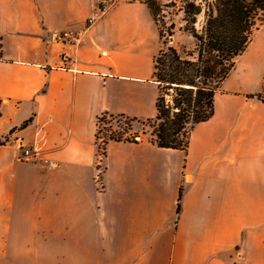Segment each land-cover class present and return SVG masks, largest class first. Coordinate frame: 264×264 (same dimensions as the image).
<instances>
[{
  "label": "crops",
  "instance_id": "0c3cea01",
  "mask_svg": "<svg viewBox=\"0 0 264 264\" xmlns=\"http://www.w3.org/2000/svg\"><path fill=\"white\" fill-rule=\"evenodd\" d=\"M97 8L0 0V264H264V23L186 150L110 140L100 160V115L157 114L161 36L145 2L89 25Z\"/></svg>",
  "mask_w": 264,
  "mask_h": 264
},
{
  "label": "trees",
  "instance_id": "16d2710c",
  "mask_svg": "<svg viewBox=\"0 0 264 264\" xmlns=\"http://www.w3.org/2000/svg\"><path fill=\"white\" fill-rule=\"evenodd\" d=\"M105 1L96 2L100 14L109 8ZM129 1H142L149 6L162 39L166 33L156 17L161 10V0ZM172 4L183 12L184 29L193 36L195 45L179 48L163 41L165 45L154 60V80L159 85L154 117L139 119L108 112L99 116L98 124L103 121V128L108 131L104 154L110 140L139 142L143 139L140 132L131 133L133 123L143 120L151 127L149 140L152 143L186 150L195 126L215 114L216 96L224 80L235 67L237 56L246 50L255 31L264 23V0H174ZM174 28L175 23H172L170 38ZM248 96L264 101L263 93ZM30 121H25L23 126ZM115 124L119 128H115ZM3 143L0 140V144ZM181 197L182 188L178 212Z\"/></svg>",
  "mask_w": 264,
  "mask_h": 264
},
{
  "label": "rangeland",
  "instance_id": "374dc122",
  "mask_svg": "<svg viewBox=\"0 0 264 264\" xmlns=\"http://www.w3.org/2000/svg\"><path fill=\"white\" fill-rule=\"evenodd\" d=\"M101 1L104 2L105 0H96V2L98 3H100ZM127 1L129 0H106L105 2L108 4L109 7H111L120 2H127ZM172 1L174 0H161L160 2L161 10L156 15L159 21V24L161 25V27H163L166 33L165 36L161 39L160 46L162 47L165 45L163 41H169L170 45H176L179 48H182L185 46H188V47L193 46L195 45V40L193 36L184 29L185 21L183 20V12L179 9L178 6L173 5ZM99 12H100V9L97 8L96 13H99ZM172 23H175V28L173 30L174 34L170 38L169 31H170V25ZM258 30L255 31L254 35L257 34ZM104 125L105 124L103 121L99 122V129L101 130L99 131V135L100 137H103V138L107 137V132H108L103 128ZM114 127L119 128L116 124L114 125ZM134 131L140 132L141 138H149L151 127L145 120L136 121L133 123V130L131 131V133ZM99 141H102V138H100ZM103 157L104 156L101 157V160L103 159ZM101 167L103 168L102 164H101Z\"/></svg>",
  "mask_w": 264,
  "mask_h": 264
},
{
  "label": "built area",
  "instance_id": "2783aa9c",
  "mask_svg": "<svg viewBox=\"0 0 264 264\" xmlns=\"http://www.w3.org/2000/svg\"><path fill=\"white\" fill-rule=\"evenodd\" d=\"M99 15H100V12L99 13L95 12V13L91 14L88 18L89 25L93 24ZM78 34H79L78 31L73 30V29H69V30H64L63 32L57 34L56 38L63 39L65 41L74 42L78 39ZM97 133H98L97 143L99 145V159L101 160V157L105 156L104 152H105V138L106 137H104V138L100 137V135H99V124L97 126ZM100 138H102V141H99ZM18 158L21 162H24V163H43V164H47V165L54 164V162L52 160H50V158L47 157L44 152L35 150L29 146L21 147V152H20ZM101 164L102 163L99 162L98 173L96 176V180L99 184H101L102 171H103Z\"/></svg>",
  "mask_w": 264,
  "mask_h": 264
}]
</instances>
